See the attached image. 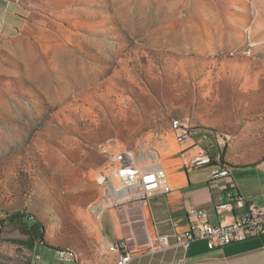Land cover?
Instances as JSON below:
<instances>
[{"label":"rangeland","instance_id":"1","mask_svg":"<svg viewBox=\"0 0 264 264\" xmlns=\"http://www.w3.org/2000/svg\"><path fill=\"white\" fill-rule=\"evenodd\" d=\"M13 1L0 35L7 233L83 242L102 149L159 154L182 115L219 133L226 162L264 160V0Z\"/></svg>","mask_w":264,"mask_h":264},{"label":"crops","instance_id":"2","mask_svg":"<svg viewBox=\"0 0 264 264\" xmlns=\"http://www.w3.org/2000/svg\"><path fill=\"white\" fill-rule=\"evenodd\" d=\"M14 26V1L0 0V35H7ZM171 135L158 157L168 192H155L146 200L130 199L120 206L109 204L99 217L87 209L85 239L73 243L72 259L61 257L59 251L64 247L41 236V228L34 237L30 231L20 233L18 228L7 233L0 225V264H117L119 253L108 249L114 244L130 252L128 264H264V233L208 248L198 237V219L188 215L190 208L202 209L206 220L214 225L232 222L249 205L264 209V160L235 165L222 157L230 167V178L214 180L209 174L217 164L187 167V159L198 149L192 141L177 143ZM194 139H199L198 130ZM201 144L212 155L218 153L212 141ZM237 196L245 199V206L233 204L221 216L215 212L217 203H233ZM24 222L30 230L31 224ZM188 230L194 238L183 247L176 236Z\"/></svg>","mask_w":264,"mask_h":264},{"label":"built area","instance_id":"3","mask_svg":"<svg viewBox=\"0 0 264 264\" xmlns=\"http://www.w3.org/2000/svg\"><path fill=\"white\" fill-rule=\"evenodd\" d=\"M171 132L177 143L192 141V145L198 151L186 161L187 167H195L215 162V166L210 171L211 179H229L230 167L223 162L220 156L221 147L217 154L212 155L201 143L216 140L219 144V133L207 131L202 127H197L189 115H182L173 118L170 123ZM198 130L199 139H194V133ZM106 158L105 170L100 172L96 181L102 185V195L96 205H89L95 217L103 212L109 205L120 206L130 199L146 200L155 192H168L170 189L165 180V173L162 169L157 151L147 154V156L132 155L130 149H120L115 152L106 148L102 149ZM233 187V184L230 183ZM233 204L245 206L243 197L237 196L234 202L224 201L215 205V212L223 215L224 212L232 209ZM188 215L198 219V237L206 241L208 248L220 247L221 245L233 241L243 240L250 236L264 233V209L254 205L247 206L238 217L232 222H219L210 224L206 220L205 212L202 209L190 208ZM194 238L191 230L181 235H177V241L186 247L188 242ZM166 238L161 237L165 242ZM110 251L120 253L123 264H128L131 255L128 250L120 249L118 244L109 246ZM61 257L73 258L72 252H60Z\"/></svg>","mask_w":264,"mask_h":264},{"label":"bare ground","instance_id":"4","mask_svg":"<svg viewBox=\"0 0 264 264\" xmlns=\"http://www.w3.org/2000/svg\"><path fill=\"white\" fill-rule=\"evenodd\" d=\"M101 185V184H100ZM101 187H102V185H101ZM93 205H96V203H94ZM92 210V209H91ZM60 249V248H59ZM72 252V255H73V257H74V253H73V251H72V249H70V248H63V249H61L60 250V252ZM117 264H123V259H122V256H121V254L119 253V259H118V261H117Z\"/></svg>","mask_w":264,"mask_h":264},{"label":"trees","instance_id":"5","mask_svg":"<svg viewBox=\"0 0 264 264\" xmlns=\"http://www.w3.org/2000/svg\"><path fill=\"white\" fill-rule=\"evenodd\" d=\"M220 156H221V158H222V152L220 151Z\"/></svg>","mask_w":264,"mask_h":264}]
</instances>
